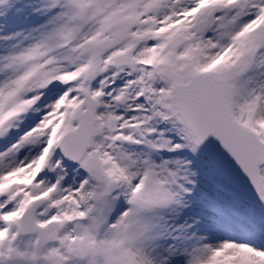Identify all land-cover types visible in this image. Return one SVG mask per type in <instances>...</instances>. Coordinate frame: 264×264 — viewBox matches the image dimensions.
Instances as JSON below:
<instances>
[{"label": "snow or ice", "instance_id": "snow-or-ice-1", "mask_svg": "<svg viewBox=\"0 0 264 264\" xmlns=\"http://www.w3.org/2000/svg\"><path fill=\"white\" fill-rule=\"evenodd\" d=\"M0 264H264V0H0Z\"/></svg>", "mask_w": 264, "mask_h": 264}]
</instances>
